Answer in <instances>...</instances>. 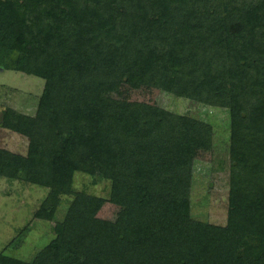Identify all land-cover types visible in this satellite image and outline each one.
<instances>
[{"label": "trees", "instance_id": "1", "mask_svg": "<svg viewBox=\"0 0 264 264\" xmlns=\"http://www.w3.org/2000/svg\"><path fill=\"white\" fill-rule=\"evenodd\" d=\"M252 1L0 0V69L45 81L35 117L0 114L30 140L26 157L0 149V176L51 190L39 219L73 197L31 262L0 264H264V0ZM76 71L229 111L226 226L191 217L212 126L147 105L124 124L116 102L71 84ZM78 173L110 181L109 202L133 217L96 227L107 202L76 191Z\"/></svg>", "mask_w": 264, "mask_h": 264}, {"label": "rangeland", "instance_id": "2", "mask_svg": "<svg viewBox=\"0 0 264 264\" xmlns=\"http://www.w3.org/2000/svg\"><path fill=\"white\" fill-rule=\"evenodd\" d=\"M245 1L253 3L252 0ZM151 34L156 35L155 32ZM150 48L163 54L169 50V47L155 42L150 44ZM71 84L84 92L116 102L117 113L124 124L136 122V107L147 105L212 126V139L199 141V154L194 163L190 189L191 217L204 224L227 225L232 172L231 118L225 107L175 97L140 85L131 86L117 80L90 77L77 71ZM44 88L45 81L41 79L0 69V114L14 110L35 117ZM29 145L27 136L0 126V149L26 157ZM111 186L110 181L101 180L98 176L83 173L75 176L76 191L107 202L94 220L98 228L120 225L133 217L132 212L109 202ZM50 194V189L33 185L23 176L20 179L0 176V255L28 263L55 239L56 223L64 219L73 197H61L55 220L39 219L37 215L42 209H47L45 202Z\"/></svg>", "mask_w": 264, "mask_h": 264}]
</instances>
